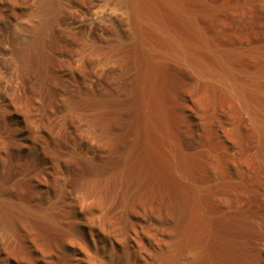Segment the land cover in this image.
<instances>
[{"label": "bare ground", "instance_id": "bare-ground-1", "mask_svg": "<svg viewBox=\"0 0 264 264\" xmlns=\"http://www.w3.org/2000/svg\"><path fill=\"white\" fill-rule=\"evenodd\" d=\"M262 1H4L17 5V8L12 11L9 4L0 7V21L12 30L11 36L4 41L1 34L4 28H0V66L10 74L11 79L20 78L23 92L30 93L32 97L25 100L20 89L16 88L20 79L17 83L13 81L14 86L9 82L6 87L11 91L10 95H6L10 96L17 110L21 109L23 114L26 112L29 115L26 125L32 130L29 131L30 136L38 139L39 155L56 163L69 153L66 159L69 174L77 177L76 182L68 183L57 194L56 200L45 202L41 189H37L43 183L40 181L43 177L38 178L41 172L32 177L38 180L36 189L32 188L34 184L30 187L27 177L23 178V171L25 174L28 172L34 158L22 155L15 158L10 154L9 159L4 161L0 168V225L6 231L17 229L23 236V255L18 259L29 258L28 264H72V259L62 254V243L76 238V223L79 221L59 218L55 207L60 204L68 208L67 200L83 197L79 185L83 172L76 154L78 147L73 143L71 133L57 124L54 115L59 114L69 127L75 132L78 130L80 141L88 139L89 131L94 132L95 141L87 146V150L91 151V171H114L119 174L125 207L152 174H160L166 179L174 194V211L170 227L162 231L170 241L166 242L170 247L160 253L159 264H182L183 255L188 252L193 256L188 262L195 263L197 256H201L199 244L206 236L208 221H202V217L206 220V216L200 206L201 193L193 173V141L197 137H200L199 142L203 141L201 143L210 141V130L215 133L221 130L228 136L247 128L249 132L246 134L255 138L257 161L264 169V42H252L249 46L219 43L204 29L199 19L220 10H234L237 6L253 9ZM26 11L30 19L24 29L11 24L12 18H20L22 13L27 14ZM97 11L106 19L89 22ZM257 18L259 23L264 24V13L258 14ZM60 40L67 42L69 47L82 48L80 60H55L53 52ZM88 50L89 53L97 52L87 56ZM7 53L11 56L8 57ZM169 62L185 68L182 78L168 72ZM75 82L79 84L77 89L73 87ZM47 96L52 98L49 105H45ZM195 107L200 109L198 124L202 125V131L198 126H189L187 120L179 119L182 110ZM1 111L0 117L7 115L2 113L4 110ZM224 112H229V115L225 116ZM5 125L6 128H3L8 135L5 139H8L9 148L12 151L23 148L24 139L28 136L14 137V133L22 128V123L9 120ZM226 126H230V132L226 131ZM48 172L53 173L51 170ZM32 178L31 181L34 180ZM46 184L49 185L47 182L45 187ZM147 185L144 187L147 188ZM235 185L237 182L233 181L231 186ZM250 211L248 206L232 208L227 225L216 229V245L209 252L213 264L255 263L257 250L264 251V243L260 241L262 236L256 226L249 229ZM66 222L68 225H65ZM11 231L13 233L14 230ZM126 240L130 244L128 238ZM78 241L91 264H120L92 256L86 242L77 240L76 243ZM161 242L164 243L161 239L157 241L159 245ZM0 243L4 251L7 250L6 257L12 252L9 250L11 247L19 246L17 239H0ZM235 243L253 247L250 257L245 258ZM143 259L145 262L146 258Z\"/></svg>", "mask_w": 264, "mask_h": 264}, {"label": "rangeland", "instance_id": "rangeland-1", "mask_svg": "<svg viewBox=\"0 0 264 264\" xmlns=\"http://www.w3.org/2000/svg\"><path fill=\"white\" fill-rule=\"evenodd\" d=\"M2 1L0 0V5H2L0 7H7V5L9 4L8 7L12 6V11L14 10V8H17V5L8 2L5 3V0ZM210 1L220 3L226 0ZM255 5L253 6V9L245 6H237V8H235L234 10H220L216 12L217 14L214 13L210 15L200 16L199 20L201 22V25L205 27L204 29H206V31L210 33V35L219 43H238L244 46H249L252 42H257L260 44L264 42V24L259 23L257 17L258 14L264 13V1H262L261 4L259 3L260 6L258 4ZM257 5L259 7H257ZM250 9L252 11H250ZM254 9H256L257 11H255ZM248 10L249 12L246 13ZM98 11L94 13L95 16H92L89 22L106 19V16H102L101 14H99L100 12L98 13ZM22 14L24 15V13ZM27 14L24 15L26 17H23V15H21L20 18L14 17V15H12V17L14 18H12L11 24L14 23L19 28L22 26L21 28L24 29L26 27L25 25L29 23L28 20L30 19V15L28 14L27 16ZM23 19L27 20L24 21ZM0 22L2 23L3 21ZM1 23L0 28H4V30L1 31V34L2 38L4 37L5 41V38L11 36L12 30L6 28L8 24H6L5 22H3L2 24ZM4 34L6 36H4ZM67 44L68 43L64 40H60L58 42L57 48L53 52V55L56 59L54 57L53 58L55 60L58 59V61L60 62H66L69 60L76 62L77 60H80L83 55V49L78 47L72 48L69 47V44ZM8 51V53H10V46L8 47ZM96 52L97 50L95 52L93 51V53L92 51L89 53L88 50L86 54L87 56H91L90 54H94ZM8 53L7 55L8 57H10L11 54L9 56ZM168 64V72H170L174 76H179L178 78H182V76H184L185 68L183 66L175 64L173 62H169ZM4 71L6 72V70L2 66H0V78L3 77L4 79L0 80V84L2 85H0L2 87H0V90L7 88L6 86L10 85L9 82H11L12 84L13 81L16 80L15 82L17 83V80L20 79H15L12 77L14 79L13 80L11 79V77H9L10 74H7V72L5 73ZM18 82L20 83H17L15 86L17 89L19 88L20 90H18L22 93V95L25 96H23V98L25 100L30 99L32 95L25 91L23 92L22 90L23 85H21V79ZM73 87L77 89L79 88V84L75 82L73 83ZM2 91H0V99H2L0 100V109L2 111L4 110L3 112H1L7 115H4V117L1 116L2 118L0 117V168L4 164V161H7L9 159L10 154L15 155V158H21L22 156H29V158H34V161H36L34 162L33 159H31L33 162L31 161V168L28 170V172L26 171L25 174V171H23V178L25 179L27 177V182L29 183L30 181V187L35 185V187L32 188L36 189L38 187L36 183L38 182V180L32 177L34 176V174H37V172V175H39L40 171L41 173L38 178L40 180V178L42 179L43 177V179L40 180L43 182L41 184L43 188L38 187L37 189H41L42 199L45 200V202L47 200L54 201L57 198V194L59 192L61 193V191L64 190L65 186L68 183L77 181V177L75 175L71 173L69 174V166L66 160L67 157H69V153L63 155V157L58 159L56 163H52L49 159L40 156L38 153V139L35 140V136H30L29 131L32 130L26 125L27 122H29V115H27L26 112H24L23 114V111H21V109L17 110L18 107H15L13 105L14 103L11 101V98H9L10 96L8 97V94L10 95L11 91L9 87L7 88V90L4 89ZM6 93L8 94L6 95ZM50 99L52 98H50L49 96L46 97L45 105L51 104ZM8 100H10L12 103ZM199 112V107H195L194 109L188 108L182 110L181 115L179 114V119L185 121L187 120L186 122L189 126H198V128L201 129L202 125L198 124ZM224 114L225 116H228L229 112H224ZM54 116L57 120V124L61 127L63 126L67 128L71 133L73 143L78 147V153L76 154L80 158L83 172V175L79 179V185L81 187L83 197L74 198L71 201L67 200L66 202H69L68 208H65L64 206L62 207L60 206V204H57L59 205V207H55L57 208V210H55L57 211V216L59 218H66L69 220L73 219L76 222L79 221L77 223L75 222L76 236L74 237L76 238L73 240L68 239L69 242L67 240L62 243V254L72 259V264H91L88 258H86V253H84V250L81 249V245H78L79 241L76 243L77 240H80L82 242H86L85 244L86 246H88L87 248L90 250L88 251L92 256H99V258H104L105 260L117 261L120 264H159V261L161 260L160 253H162V251L168 250V248L170 247V244H168L170 241L167 237L165 238V236H163L162 231L170 227L169 224H171V215L174 211V194L169 185H167L168 183H166V179L160 174H152L144 185L146 187V185L149 183V185H147V188L143 186L141 189H139V192L135 194L132 202H130L129 205L125 207L122 201V181L120 180L121 177L119 176V174L114 171H100L97 173L91 171L89 164L91 151L87 150V146H90V143L95 141L94 132L89 131L88 139L85 138V140L80 141L79 137L77 136L78 130H76L75 132L73 128L69 127L66 124V121H64L62 115L57 114ZM9 120L12 122H17L18 120L22 123V128L16 131V134L14 133V137L24 138L25 136H28V140L24 139L23 148L19 149L18 147L12 151L7 145L8 135L6 133V129L4 128H6L7 125L5 124ZM229 128L230 126H226V131L230 132ZM247 132H249V130L247 128H244V130L239 131V133L233 132L232 134L226 136L221 130L217 131V133L210 130V137L208 136V140L210 141L207 140L209 143H201L203 142L202 140L199 142L200 137H197V139L193 141L194 148L191 156L193 173L197 178V184L201 193L199 197L200 206L206 216V220H204V217H202V221H208V226H205L206 236L199 244V251H201V256H197L194 264H213L212 255H209V252L216 245V229L219 227L222 228L223 226L227 225V222L229 220V211L234 207L240 208L243 206H248L251 208V211L248 214V219H250L249 223L251 225L249 226V229L251 230L255 225L256 230L262 236V238L260 237V241L262 244L264 243V169L257 161L256 150L254 146L255 138L252 135H247ZM4 133H6V136ZM5 137L7 138L5 139ZM25 142L27 143V145ZM80 144L82 145V147H79ZM20 155L22 156L20 157ZM230 157H232V159ZM47 170H51L53 173H49ZM44 172H46V174L49 173L50 175H46ZM44 176H47L46 179L48 181L46 179L44 180ZM31 178L34 180L31 181ZM46 181L50 186L46 184L45 187V183H47ZM233 181L237 182V185L231 186V183ZM48 187L50 188L48 189ZM132 204H134L135 206ZM92 221H94L95 223H93ZM65 225H68V223L66 222ZM134 226H137V228ZM9 229L14 230L13 233L11 230H9L12 234L8 231V229L6 231V229H4L2 225H0V239H12L13 241H16L17 239V243H19V246L16 244L18 248H15L16 246L11 248L9 247V250L13 252L12 253L10 251L11 255H9L11 256V258H9V255L8 257H6L7 255H5L7 250L5 252L4 247L0 243V264H11V262L12 264H15V262L16 264H28L27 261H29V258H25L23 260L18 259L19 256L23 255L21 252L24 245V243H22L24 241L23 236L20 235V232L17 229ZM125 237L128 238L130 244L127 243ZM21 238L22 240H20ZM160 239L163 240L164 243L161 242V244L159 245L157 241L160 242ZM206 239L208 240L206 241ZM72 242L74 243V245H72ZM235 245L240 250L239 252H243L241 253L246 256L245 258H249L252 254L251 251L253 247H251L250 245H244L243 243H235ZM161 247L162 249H159ZM13 249L15 250L13 251ZM257 251L258 259L255 261V263L251 262L250 264H264V251ZM14 258L20 260L21 262H17ZM143 258H146L145 262ZM147 258H150L148 259V262L146 261ZM192 258L193 256L190 252L185 253L183 255L182 264H192L188 262V260H191Z\"/></svg>", "mask_w": 264, "mask_h": 264}]
</instances>
